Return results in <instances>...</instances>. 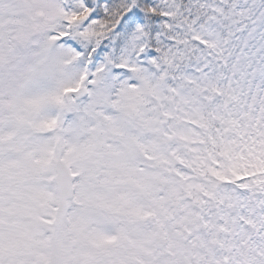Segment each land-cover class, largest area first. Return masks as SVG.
I'll return each instance as SVG.
<instances>
[{
	"label": "snow or ice",
	"instance_id": "6c2138e0",
	"mask_svg": "<svg viewBox=\"0 0 264 264\" xmlns=\"http://www.w3.org/2000/svg\"><path fill=\"white\" fill-rule=\"evenodd\" d=\"M0 264H264V0H0Z\"/></svg>",
	"mask_w": 264,
	"mask_h": 264
}]
</instances>
